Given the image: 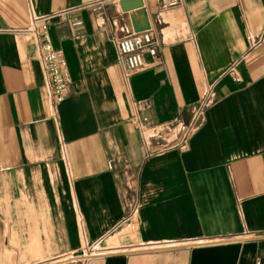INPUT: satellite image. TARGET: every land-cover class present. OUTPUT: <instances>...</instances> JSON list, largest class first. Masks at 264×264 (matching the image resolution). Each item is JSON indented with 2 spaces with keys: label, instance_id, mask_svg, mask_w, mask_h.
I'll use <instances>...</instances> for the list:
<instances>
[{
  "label": "crops",
  "instance_id": "0c3cea01",
  "mask_svg": "<svg viewBox=\"0 0 264 264\" xmlns=\"http://www.w3.org/2000/svg\"><path fill=\"white\" fill-rule=\"evenodd\" d=\"M120 1L0 0V264H264V0H141L157 54L129 76ZM67 10L54 108L17 31Z\"/></svg>",
  "mask_w": 264,
  "mask_h": 264
},
{
  "label": "built area",
  "instance_id": "2783aa9c",
  "mask_svg": "<svg viewBox=\"0 0 264 264\" xmlns=\"http://www.w3.org/2000/svg\"><path fill=\"white\" fill-rule=\"evenodd\" d=\"M160 2L165 8H173L179 5L180 0H160ZM106 4L107 1H96L82 8L93 12H101ZM72 11L74 10H67L43 17L31 15L29 25L25 29L17 31L28 35L32 40L37 42L38 57L44 71L48 91L51 95L54 108L67 98L71 84V75L64 52L56 48L52 43L49 32V20L54 17L65 18ZM116 47L128 76L143 69L145 63L142 53L144 50H147L152 57H155L157 54V42L154 40L149 30L139 33L129 32L116 41ZM131 123L142 132L147 133L148 129H150V120L145 115H135L132 117ZM154 129L156 131V128ZM189 131V129L186 131V136ZM246 237L264 242V235L253 236L247 234ZM257 264H260V262L258 261Z\"/></svg>",
  "mask_w": 264,
  "mask_h": 264
},
{
  "label": "water",
  "instance_id": "95a60500",
  "mask_svg": "<svg viewBox=\"0 0 264 264\" xmlns=\"http://www.w3.org/2000/svg\"><path fill=\"white\" fill-rule=\"evenodd\" d=\"M120 6L124 13H128L133 9H140L130 13V19L135 33L150 30L149 20L146 12L142 9L143 4L141 0H121Z\"/></svg>",
  "mask_w": 264,
  "mask_h": 264
}]
</instances>
